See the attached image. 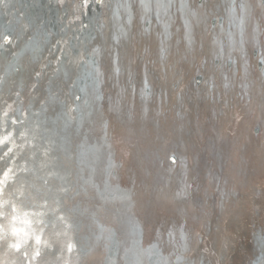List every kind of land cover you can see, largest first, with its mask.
Segmentation results:
<instances>
[{"label": "bare ground", "instance_id": "1", "mask_svg": "<svg viewBox=\"0 0 264 264\" xmlns=\"http://www.w3.org/2000/svg\"><path fill=\"white\" fill-rule=\"evenodd\" d=\"M60 1L65 0H43L41 5L37 0H5L7 7L0 4L3 15L0 37L5 35L2 34L3 29H11L7 35H19L23 40L25 25L31 27L33 36L28 41L27 50H21L15 57L0 50V155L8 148L12 149L6 160H0V264H73L69 245L76 242L81 258L76 259L75 264H105V257L110 254L113 264H127L128 257H159L160 249L155 244L151 247L144 244L155 240L156 236L152 239L149 236L154 234L153 230L166 228L163 222L176 219L184 222L189 230L197 221L194 226H197L198 242L194 251H198L200 258L205 257L206 264L208 261L210 264H251L257 255L256 247L264 250V246L257 242L264 234V186L250 193L249 200L258 211L247 204L252 211L246 221L237 223L234 220L244 218L237 211L232 216H224L220 212L218 217H211L209 226H205L200 218L195 220L191 215L181 217L172 208L168 212L171 217L162 219L159 216L165 213L162 207L153 208L147 215V202L139 204L136 200L134 207L128 203L131 200L129 189L134 188L138 181L148 182L154 169L152 167L149 173L146 166H140L144 159L139 155L136 157L131 136L122 134V125L117 121L119 118L115 119V123H107L104 130L108 133L111 129L110 135L116 142L114 147L122 167L117 173L114 163L108 165L107 168L113 171V179H105L104 184L94 170L91 175L80 163L70 159L75 152L73 147L64 153L65 149L60 146L64 124L73 123L83 132L82 122L99 97L122 92L127 103L138 108L139 84L134 80L136 78L146 84L150 81V86H145L152 91L146 93L147 99L143 102L147 108L152 100L158 98L162 102L161 108L167 110V106L174 103L185 115L184 118H198L206 108V112L211 110L213 113L211 121L216 124L226 125L231 120L236 121L239 118L237 97H230L223 83L218 81L217 65L209 66L206 61L203 41L196 37L190 42L179 41L180 34L174 33L167 42L168 49L156 52L161 57L153 60L149 56V60L148 50L154 39H151L152 29L147 33L132 20L123 19L119 22L123 23L124 36L116 51L118 60L115 67L108 56L116 49L111 38L119 27L114 23L115 17H118V0L101 1L100 13L90 17V20L91 11L88 15L75 4L72 11L69 10L70 15L65 16L71 19L67 27L60 29L57 26L56 31L52 27L41 34L51 13L56 10V15L59 14ZM215 3L217 0H206V8L212 10ZM65 23L68 24V17L64 26ZM216 31L213 30L211 36L205 34L207 41L215 38ZM154 40L161 45L159 38ZM191 44L194 46V58L189 66L187 62L191 61L193 54L183 50ZM24 60L28 61V67L17 76L16 64ZM231 61L233 64L232 58ZM88 72L91 74L87 78L92 84L86 91L79 83ZM188 74L195 75L193 82L197 87L192 85L189 88ZM166 82V91L159 93ZM203 98L208 101L206 104L201 102ZM188 99L193 101L194 106L188 104ZM57 108L61 111L59 115L55 112ZM166 114L171 113L167 110ZM6 123L10 127H5ZM159 124L162 126L158 129L148 125L147 134L151 141L154 136L163 133L159 142L160 148H163L169 143L171 132L163 128L165 124ZM18 127L24 132L23 136L17 135ZM136 134L139 139L138 153L142 154L145 139L139 130ZM101 135L107 145L112 144L106 135ZM257 162L259 160L254 164ZM191 167L192 164L189 165ZM187 169L182 167L183 171ZM250 173L264 179V162ZM133 175L138 178L136 182L131 178ZM178 178L171 181L168 187L170 193H174ZM197 179L198 176H195ZM197 181L192 183L195 186L189 187L187 199L199 197L200 201H205L201 183ZM145 183L141 192L134 188L139 202L147 198ZM112 186L116 187L112 190L116 193L113 198L108 194ZM146 193L149 195L150 191ZM240 193L236 190L233 195L223 198L230 213L234 206L233 198ZM125 209L131 210L128 215L132 218L123 217ZM213 211L216 212L215 208ZM116 229L123 231L127 240L123 253L121 244L115 240ZM184 234L182 231L181 239L186 237ZM114 242L117 243V252H112L109 246L107 253L108 245ZM103 243L108 245L105 247ZM59 248H63V253ZM38 252L40 255H37ZM121 254L124 260L120 259ZM256 264H264V254L259 256Z\"/></svg>", "mask_w": 264, "mask_h": 264}, {"label": "water", "instance_id": "2", "mask_svg": "<svg viewBox=\"0 0 264 264\" xmlns=\"http://www.w3.org/2000/svg\"><path fill=\"white\" fill-rule=\"evenodd\" d=\"M42 1L43 0H37V3L41 5ZM101 1L105 0L60 1L58 4V8H60L58 11L59 14L56 15V10L53 14L51 13L50 19L44 23L43 31L40 33L43 34L52 27L55 31L57 26H59L60 29L67 27L71 19L67 16L68 24L65 23L64 26V21L67 20L65 16L67 14L70 15V11H72L75 4H78L79 10L83 9L88 15L91 11V15L89 16L90 20V17L92 18L100 13L99 7L102 5ZM195 1L199 2L200 0H194V2ZM147 2L155 3L156 0H147ZM160 2L164 3L166 0H160ZM176 2L178 8L179 0H176ZM191 2L192 0H190V3ZM123 3H129V7H120L119 5ZM223 3L224 0H217L212 10L205 8L203 16H199L198 20H200V22L198 23V21H196L194 23L188 11L181 12L179 10L170 9L169 11H174L175 14L171 17V20L168 21L166 15L164 19L159 18L163 14L162 10L152 9L147 17L143 15L138 16L136 10L131 7L130 0H118V17H115L116 22L114 23L119 27L111 38L116 49L114 48L115 51L113 50L108 56L115 64V67H117L116 62L118 60L116 51L117 48L121 46L122 37L124 36V31L121 27L123 23H120V20L123 22V19H130L133 21V24L135 23L136 26H141L147 33L149 29H152L151 39L157 37L161 40V45L157 41L155 43L154 39L150 42L152 45L149 46L148 50L149 60V56L153 60L161 57L156 52L158 49L161 52L162 50L168 49L169 45L167 42L174 33L180 34L178 40H182L183 42L184 40L190 42L196 37L197 39H201L203 44H205V59L209 66L217 65L218 81L223 83L224 90L227 91L230 97L236 95L239 106V118H237L236 121H229L226 125L223 123L216 124V122L211 121L213 113L211 110L206 112V108L204 110L205 112L203 111V114L198 116V118H184L185 115L179 112L174 103H171L167 106L169 109L166 108L171 114L167 115V110H165L164 107L161 108L162 102L158 98H155L154 101L152 100L149 108L145 106L143 102L147 99L146 93H150L152 89L147 88L148 85L150 86L149 82L146 84L144 81H140L139 78L134 79L136 83L138 82L139 84L138 108L129 105L122 92H118L112 96L99 97L98 101L92 103L95 106H92V110L88 113V116L86 115L84 119L86 122L85 124L94 127L102 120L103 127L105 128L106 125L111 124V122L115 123V119L119 118L117 121L122 125V134L124 133L131 136L136 157L139 155L141 159H144L143 162L141 161L140 166H146L149 173L152 167L154 169L148 182L138 181L134 186V188H137V192H141L143 184L145 183L146 185L144 193L147 195V198L144 199V202H139L138 199L136 200L139 204L147 202L148 205L145 206H149L147 215L153 208L162 207L165 213L159 216L163 217L162 219H168L171 217L168 212H170L172 208L176 210V214L181 217L191 215L195 220L196 218H200L205 226H209L208 221L211 220L212 216L218 217L220 212L222 215L224 214V216H226V214H231L230 216H232V213L237 211L240 216H244V218H234V220L239 223L241 220L246 221L250 219L248 215H251L252 209H248L247 204L253 205L254 208L256 207L255 204L251 203V200H249L251 196L250 193L264 186L263 178L255 176V173H250V170H254L259 164L264 162V111L261 109V105H264V79L257 78L259 73L255 69L257 65L256 55L258 52H264V45L261 44L259 36H257L252 43L248 42L251 37V29L247 27H245L244 30V43H240L241 32L238 26L239 21L236 19V17L239 16V10L237 9L236 13L233 15L234 22L230 23L222 7ZM92 10H94V12H92ZM2 16L3 15L0 13V25L3 19ZM3 25L2 23V26ZM215 29H217V35L212 41H207L205 34L211 36ZM10 30L11 29H3L2 34H10ZM230 33L231 35H229ZM183 51H191L193 54L191 61L187 62V65L191 66L194 58V46L191 44L190 47H186ZM231 58L234 61L233 64ZM126 62L129 64L128 56L126 57ZM196 69H199V67L196 66ZM115 71L116 70L113 72ZM90 74L91 73L88 72L84 75L81 83H79L80 87L84 88L83 90L88 91V88L92 84H90L87 78ZM197 74L200 76L198 72ZM194 77L195 75L191 74L188 78L187 85H189L190 89L192 85L195 86L193 82ZM245 83L247 84V88L244 87ZM167 87L168 82L165 83L159 93H164ZM246 90L250 91L256 101V104L253 106L255 111H251L240 99L241 95H243ZM201 102L206 104L208 101L203 98ZM188 104L194 106L193 101L190 99H188ZM55 112L56 115L61 114L60 108H57ZM116 116H121V118L129 116L130 118H128V120H123ZM259 116L262 119H260ZM84 121L82 122L83 132ZM159 123L165 124L163 128L171 132V139L163 148L159 146L163 133L154 136L151 141L148 139L147 134L148 125H152L158 129L159 126H162ZM73 125L75 124L65 123L61 132L59 140H61L60 146L65 149L63 152L65 153L69 147H73L75 152L70 159L80 163L91 175H93L92 170H94L95 175L101 178L104 184L105 179L109 177L112 178L111 174L113 171H110V168H107L108 165H106L104 170L98 175L97 165L99 153L101 151L100 146L95 140L92 142H88L86 138L74 140L69 135ZM75 127L77 128L76 125ZM137 130H139L140 135H143L146 143L142 144L144 150L142 154L138 153L139 139L138 136L135 137V135H137ZM159 131L160 130H158V133ZM92 135L99 136L100 133L93 129ZM147 141L149 144H147ZM258 160L259 162L254 164L255 161ZM187 162H189L188 165ZM112 163L116 165L115 161ZM190 164H192L191 168H189ZM183 166L187 167L188 169L186 171L191 173L183 171ZM178 176V185L174 188V193H170L168 187H170L173 178ZM195 176H198V181L195 180ZM131 178L133 182L138 180L134 175ZM124 180L125 178L121 181L123 182ZM194 181H197L196 183H201L202 192H204V196H206L205 201H200L199 197L192 198L191 200L187 199L189 187L192 188L195 186L192 184ZM99 183L100 180L98 185ZM122 186L127 187L124 185ZM114 188L116 187L112 186L109 188L108 194L111 198L116 195V193L112 192ZM147 190L150 191L149 195L146 193ZM236 190H240L241 193L233 198L234 206L230 213L227 211V203L224 202L223 198L233 195V192ZM214 208L216 212L213 211ZM242 209L246 211H242ZM130 211L129 209H125L123 217L132 218L128 215ZM216 219L219 220L220 218ZM178 220L179 219H176V221L166 220L168 222H163V227L166 228L162 229V231H166L173 225L181 224L185 227V223ZM195 223H192L190 227V231L194 233L197 231V226H194ZM159 225H161V223H159ZM158 230L159 229L156 228V230H153L154 234L149 235L151 239L155 238ZM257 234H259V232H257ZM185 235L186 237L181 239L182 242L187 239V234L185 233L183 236ZM263 236H258L260 240L257 242L264 246ZM103 245L106 247L108 243H103ZM109 246L112 248V252H117V243L114 242L113 245L109 244L107 253H109ZM197 252L194 251L192 256L199 257Z\"/></svg>", "mask_w": 264, "mask_h": 264}, {"label": "clouds", "instance_id": "3", "mask_svg": "<svg viewBox=\"0 0 264 264\" xmlns=\"http://www.w3.org/2000/svg\"><path fill=\"white\" fill-rule=\"evenodd\" d=\"M0 4H3L4 7H7L5 0H0ZM131 7L134 8L137 12V15H143L147 17L150 14L152 9L162 10V15L160 19H164V16H167L168 21L171 20V17L175 14L171 10H179L181 12L188 11L190 18L195 23L199 16L203 14L204 9L206 8V0H200V3L197 4L192 0H179V7L177 8L176 0H166V2L161 3L160 0H156L155 3L147 2V0H130ZM122 8L129 7V3H123L119 5ZM109 7H111L109 5ZM224 8L225 15L230 23H233V15L236 13L237 9L239 10V16L236 17L239 21V28L241 32L240 43H244V30L245 27L251 29V37L249 43H252L257 36L260 37L261 44L264 45V0H224L222 5ZM23 32L26 34L25 39L21 40L19 35H4L0 37V50L4 53H10L12 57H15L19 54L21 50H27L28 41L33 39L31 35V27L25 25L23 27ZM231 35V33L229 34ZM257 60V71L259 73L258 79H264V52H258L256 55ZM28 67V61L24 60L16 64L15 72L17 76H20ZM150 82V81H149ZM244 87L247 88V84H244ZM244 105L248 106L251 111H255L254 105L256 101L250 91H245L240 97ZM262 111H264V105H261ZM5 127H10L9 124H5ZM85 132H81L75 125L72 126L69 135L74 139L86 138L88 142H95L100 146L99 161L97 165L98 175L101 171L104 170L106 165H111L113 161L116 162L115 171L118 173L122 167V162L118 160L116 151H115V141L113 136L110 135L111 129L108 130V133H105L103 127V121L101 120L94 127L86 124ZM95 129L96 132H99V136H93L92 132ZM18 136H23L24 132L20 131L18 127L16 129ZM107 136V139L112 141L111 145H106L104 138L101 134ZM11 135V132L9 133ZM7 148V145H5ZM12 152L11 148H8L7 152L3 155H0V160H6L9 156V153ZM131 200L128 202L132 204L133 207L136 204V191L134 188H130ZM67 218V217H66ZM74 227V225H73ZM187 234V239L183 243L181 242V232ZM259 231V230H258ZM198 233L190 231L188 228H185L183 225H173L168 228L166 231H157L155 240L150 243L144 244L145 247H151L153 244L160 249V255L157 257L153 255L151 257H128L127 264H206L205 257H193L192 252L194 251V245L197 241ZM115 240L121 244V253L127 246V240L123 231L116 229ZM78 242L76 244L69 245V251L73 253V264H75L76 259H80V253L77 249ZM12 247H17V245H12ZM51 247V245H49ZM257 255L252 259L251 264H256L257 259L260 255L264 254V250L256 247ZM63 253V248L58 249ZM37 255H40L38 252ZM62 259V257H61ZM121 260H124L125 257L121 254ZM83 264V262H82ZM105 264H113V256L107 255L105 257ZM210 264V261L207 262Z\"/></svg>", "mask_w": 264, "mask_h": 264}]
</instances>
